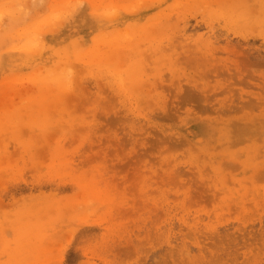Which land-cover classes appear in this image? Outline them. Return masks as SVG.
<instances>
[{"label": "rangeland", "instance_id": "1", "mask_svg": "<svg viewBox=\"0 0 264 264\" xmlns=\"http://www.w3.org/2000/svg\"><path fill=\"white\" fill-rule=\"evenodd\" d=\"M247 1L43 20L59 0H0V264H264V9Z\"/></svg>", "mask_w": 264, "mask_h": 264}, {"label": "snow or ice", "instance_id": "2", "mask_svg": "<svg viewBox=\"0 0 264 264\" xmlns=\"http://www.w3.org/2000/svg\"><path fill=\"white\" fill-rule=\"evenodd\" d=\"M41 10V17L43 20H58L66 19L74 11H80L81 14L89 10H101L100 15L103 18H112L118 16L129 7L126 4L114 2V0H91L89 3H72L71 0H59V2L42 3L38 6ZM5 5L0 4V22H3L5 13Z\"/></svg>", "mask_w": 264, "mask_h": 264}, {"label": "bare ground", "instance_id": "3", "mask_svg": "<svg viewBox=\"0 0 264 264\" xmlns=\"http://www.w3.org/2000/svg\"><path fill=\"white\" fill-rule=\"evenodd\" d=\"M247 2H251L250 0H248ZM255 4H256V1H255ZM256 7H257V4L255 5ZM259 8L260 9H264V0H262L261 2H259ZM237 9H239V6L238 5H231V6H228V7H225V8H223V10L222 11H226L225 12V16H229L232 12H234L235 10H237ZM236 17L238 16V14H236L235 15ZM243 20L245 21V22H248L249 21V17H247V16H245L244 15V17H243ZM136 22V21H135ZM132 25V24H131ZM151 26V25H150ZM133 27V26H132ZM151 31H152V29H151ZM217 39V38H216ZM212 47H213V45H212ZM123 52V51H122ZM95 58H96V55L94 56ZM101 58V57H100ZM106 59V58H105ZM103 60H104V58H103ZM107 61H109V60H107ZM106 61V63H108ZM32 96V95H31ZM34 96V98H35V95H33ZM33 98V97H32ZM24 147V146H23ZM34 147H36V145L34 146ZM36 148H33V150H35ZM6 157H9V156H6ZM8 159V158H7ZM0 161L2 162V159L0 158Z\"/></svg>", "mask_w": 264, "mask_h": 264}]
</instances>
